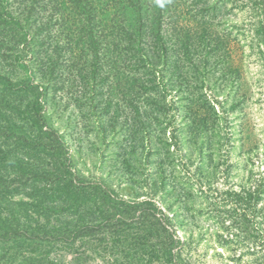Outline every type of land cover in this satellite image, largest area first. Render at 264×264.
<instances>
[{
  "label": "trees",
  "instance_id": "16d2710c",
  "mask_svg": "<svg viewBox=\"0 0 264 264\" xmlns=\"http://www.w3.org/2000/svg\"><path fill=\"white\" fill-rule=\"evenodd\" d=\"M220 1L0 0V263L79 264L63 259L78 241L177 256L163 212L143 207L153 201L85 179L53 120L73 105L104 138L125 111L134 144L138 129L149 136L151 125L171 123L167 95L184 68L207 72L226 45L212 28ZM237 1L253 16L264 10V0Z\"/></svg>",
  "mask_w": 264,
  "mask_h": 264
},
{
  "label": "rangeland",
  "instance_id": "374dc122",
  "mask_svg": "<svg viewBox=\"0 0 264 264\" xmlns=\"http://www.w3.org/2000/svg\"><path fill=\"white\" fill-rule=\"evenodd\" d=\"M239 2L220 1L212 20L226 43L220 57L209 60L207 72L185 67L173 99L167 95L174 101L171 123L151 125L149 136L138 129L134 144L125 111L113 128L108 123L104 138L97 124L82 123L73 105L53 120L85 179L108 184L121 199L153 201L143 207L163 212L162 223L180 240L171 243L177 256L166 261L111 253L103 243L78 241L64 262L78 257L79 264H264V28L252 30L257 20L264 23V10L253 16ZM135 235L132 226L130 239Z\"/></svg>",
  "mask_w": 264,
  "mask_h": 264
}]
</instances>
